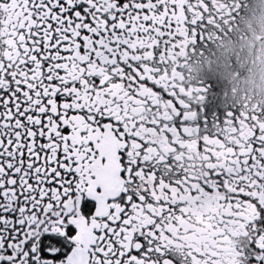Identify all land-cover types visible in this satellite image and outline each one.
Returning a JSON list of instances; mask_svg holds the SVG:
<instances>
[{"label": "snow or ice", "instance_id": "6c2138e0", "mask_svg": "<svg viewBox=\"0 0 264 264\" xmlns=\"http://www.w3.org/2000/svg\"><path fill=\"white\" fill-rule=\"evenodd\" d=\"M226 14L0 0V264H264V108L180 77Z\"/></svg>", "mask_w": 264, "mask_h": 264}, {"label": "flooded vegetation", "instance_id": "af4514ba", "mask_svg": "<svg viewBox=\"0 0 264 264\" xmlns=\"http://www.w3.org/2000/svg\"><path fill=\"white\" fill-rule=\"evenodd\" d=\"M250 2L251 0H227V14L217 20L214 26L209 27L204 41L182 49L180 77L188 86L189 92L196 93L194 102L201 106V111L208 106H212L213 111L234 108L250 111L254 108H264V104H253L246 94L242 97L218 62L217 48L225 39L243 38L240 34V30L244 28L241 18L246 14V6ZM243 35L246 36L247 32ZM245 68L246 66L241 65L239 55L231 57L229 72H237L239 78L245 75ZM189 115L190 118L196 119L199 114L193 110Z\"/></svg>", "mask_w": 264, "mask_h": 264}, {"label": "clouds", "instance_id": "9594fccd", "mask_svg": "<svg viewBox=\"0 0 264 264\" xmlns=\"http://www.w3.org/2000/svg\"><path fill=\"white\" fill-rule=\"evenodd\" d=\"M240 30L243 38L225 39L217 48L220 68L227 78L253 104H264V0H251L246 6V14ZM247 32L244 36L243 33ZM233 55L241 57V65L246 66L245 75L239 77L237 72H229L228 65Z\"/></svg>", "mask_w": 264, "mask_h": 264}]
</instances>
